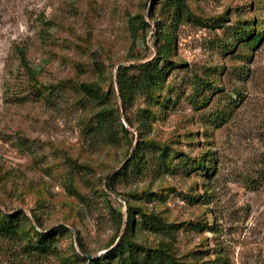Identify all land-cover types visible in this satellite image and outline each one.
Instances as JSON below:
<instances>
[{
	"label": "rangeland",
	"instance_id": "rangeland-1",
	"mask_svg": "<svg viewBox=\"0 0 264 264\" xmlns=\"http://www.w3.org/2000/svg\"><path fill=\"white\" fill-rule=\"evenodd\" d=\"M172 4L0 0V264H264V0Z\"/></svg>",
	"mask_w": 264,
	"mask_h": 264
},
{
	"label": "trees",
	"instance_id": "trees-1",
	"mask_svg": "<svg viewBox=\"0 0 264 264\" xmlns=\"http://www.w3.org/2000/svg\"><path fill=\"white\" fill-rule=\"evenodd\" d=\"M184 2L185 0H172V5L173 7L176 6V8H181L183 7L184 5ZM164 6H167V4H164ZM164 10V8H162ZM220 18L218 19H211V20H208V22L210 23V27H214V28H218L221 26V24H219L220 22ZM219 22V23H218ZM16 53L18 54L19 58H20V61H21V64L26 68L27 71H29L28 69V66H27V63H26V59H25V54H24V50L21 49V48H16ZM158 59V58H157ZM154 60L152 62H149L147 64V67H143L142 70H139V74H140V77L141 81L140 82V87H143L145 86V83L147 82H155V81H159L161 80L164 75H163V68H159L158 67V60ZM129 68H126V69H121L122 72H126ZM134 81H137V80H134ZM79 89L82 90L83 92H87V93H96L97 91V87L94 85V84H90V83H80L79 84ZM147 147L150 148V152L151 153H156V157H154L156 160H159L161 159V162H162V158L164 157V154H165V150L163 147L159 146L158 144L156 143H153V142H149L147 143ZM140 171V166H138V168H136V165L135 164H130V163H127L125 164L123 167H121L118 171L115 172V175H120V176H124V175H127V173L129 172H134V173H137ZM108 187H109V183L106 184ZM127 207V210H126V214H125V229H126V233L122 235V237L119 238V241H118V245L112 249L110 252H108L106 254V258L108 259H111L113 257H117L119 254H122V252H128L130 255L132 253H139V252H144V253H147V250L142 247L140 244L136 243L135 241L133 240H129L126 238V234H129V231L131 229V225H132V221H133V218H132V210H131V207L130 206H126ZM139 214L143 215L141 212H138ZM7 219V221H9V219L11 218V215H3L2 218H1V222L3 219ZM6 223H9V224H6ZM4 223L3 222V227L5 225L4 228L6 227H9L8 225H11L10 222H6ZM157 224H160V222H156ZM7 229V228H6ZM44 237L45 235L44 234H38V242L40 245H43L44 244ZM101 260V259H99ZM93 261V260H91ZM164 263H167V264H186L184 262H176L174 260L173 257H171L170 255H165L164 256V259H161L159 257L157 258H154L153 260H148L145 259L142 260V264H163ZM90 264H97V262H91Z\"/></svg>",
	"mask_w": 264,
	"mask_h": 264
}]
</instances>
